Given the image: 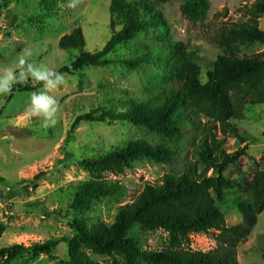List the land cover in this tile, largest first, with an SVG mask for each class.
Listing matches in <instances>:
<instances>
[{"label": "trees", "instance_id": "1", "mask_svg": "<svg viewBox=\"0 0 264 264\" xmlns=\"http://www.w3.org/2000/svg\"><path fill=\"white\" fill-rule=\"evenodd\" d=\"M170 1L110 0V38L96 53L84 50L86 43L79 27L58 41L60 50L79 51L59 73L74 74L87 67L104 68L115 63L130 71L152 66L155 72L147 79L141 95L126 97L119 109L91 110L78 116L70 126L68 139L81 122H118L152 133L161 143L131 141L98 157L81 160L79 165L87 178L72 185L65 211L71 234L0 249V264H31L39 257L52 258L61 243L66 246L67 260L56 264H237L231 251L251 234L257 216L264 212V171L245 175L242 185L236 186L249 197L246 202L236 201L241 224L228 227L218 204L223 201L225 189L235 187L222 175L226 166L235 161L222 151L217 163L205 141V149L195 154L204 173H198L195 166L181 174L166 173L156 183H145L134 202L118 206L111 223L95 220L103 203L118 204L124 196L122 186L109 176L131 169L136 161L172 164L187 153L188 139L201 134L193 119L217 127L223 137L236 139L244 146L236 157L244 156L250 138L236 122L247 107L264 105V51L242 56L245 47L264 46V30L259 29L264 0H255L245 10L243 20L220 29L215 39L220 53L205 79L201 76L199 51L174 41L170 35L161 9ZM8 3L5 0L3 7ZM53 4L52 0H40L45 16L54 12ZM208 8V0H184L180 13L189 22L203 23ZM130 44L136 47V54L130 58H109L117 48ZM43 86V82L28 79L22 85L14 84L10 94L34 92ZM210 170L213 175L206 177ZM43 176L36 175L24 189H35ZM0 185L10 189L1 176ZM10 187L17 188L19 184ZM5 231L6 226L0 222V238ZM155 231L166 234L164 248H144L142 237ZM211 232L217 233L214 240L220 250L201 253L190 249V235Z\"/></svg>", "mask_w": 264, "mask_h": 264}, {"label": "rangeland", "instance_id": "2", "mask_svg": "<svg viewBox=\"0 0 264 264\" xmlns=\"http://www.w3.org/2000/svg\"><path fill=\"white\" fill-rule=\"evenodd\" d=\"M4 1L0 0V75L5 69H12L18 76L21 58L26 65L55 72L66 67L79 51L60 50L57 44L75 28L82 30L86 52L96 53L110 38V0H52L54 12H49L48 16L43 13L40 0H9L5 8ZM183 1L172 0L161 9L172 39L199 51L201 76L205 79L206 71L220 53L215 44L220 29L243 20L245 10L255 0H208L209 8L203 23L189 22L181 15ZM73 3L75 6L70 7ZM259 29L264 30V17L259 19ZM263 51L264 46H248L242 56ZM133 54H136V47L130 44L117 48L109 58L122 60ZM154 73L152 66L130 71L115 63L104 68L87 67L74 74L62 73L64 83L52 90L44 85L34 92L0 93V176L10 188L4 189L0 185V192L5 190V194L0 195V222L6 226L0 238V249L19 244L29 246L71 234L65 211L72 185L87 178L79 165L81 160L98 157L131 141L142 140L151 145L161 143L152 133L118 122H81L69 139L67 134L78 116L91 110L119 109L126 97L140 96L147 79ZM28 79L34 78L28 75L14 84L22 85ZM41 93L57 101V111L52 118L56 122L52 124L49 120L47 127L43 115L31 114L32 96ZM192 121L199 126L201 134L188 139L187 153L177 157L172 164L136 161L122 174L109 176L119 182L124 196L118 204L103 203L95 220L111 223L118 206L134 202L145 183H156L166 173L181 174L193 166L198 173H204V166L197 164L195 154L205 149L206 142L217 163L222 151L235 161L228 164L222 174L235 187L225 189L223 201L218 206L228 227L241 224L236 201L246 202L249 195L236 186L242 185L245 175L264 171V105L247 107L243 117L236 122L250 138L241 157L236 155L244 146L236 139L223 137L217 127L204 125L202 120ZM42 173L44 176L35 189L31 186L24 189L28 187L27 182ZM212 175L211 170L206 173V177ZM15 183L19 187L11 189ZM216 234L190 235V249L201 253L220 250L214 240ZM165 242L166 234L162 231L142 237V246L149 250H160ZM231 254L237 264H264V212L257 216L251 234ZM59 260H67L63 243L52 258L39 257L31 264H56Z\"/></svg>", "mask_w": 264, "mask_h": 264}, {"label": "clouds", "instance_id": "3", "mask_svg": "<svg viewBox=\"0 0 264 264\" xmlns=\"http://www.w3.org/2000/svg\"><path fill=\"white\" fill-rule=\"evenodd\" d=\"M74 7L75 3L69 5ZM30 54V53H29ZM21 71L17 76L12 69H5L3 74L0 75V93L9 94L12 91V86L21 80H24L26 76L30 75L32 78L39 82H43L45 87L49 90L55 89L57 85L64 83V77L62 73L41 69L32 64H27L26 61L21 58L19 61ZM26 65V67H24ZM32 111L34 116L43 115L45 117V126H48V121L51 120L52 124H55V119H52L57 111V101L52 99L46 94H34L31 99Z\"/></svg>", "mask_w": 264, "mask_h": 264}]
</instances>
